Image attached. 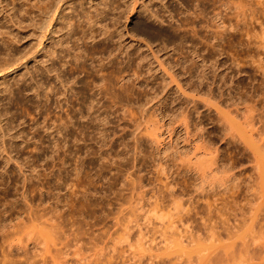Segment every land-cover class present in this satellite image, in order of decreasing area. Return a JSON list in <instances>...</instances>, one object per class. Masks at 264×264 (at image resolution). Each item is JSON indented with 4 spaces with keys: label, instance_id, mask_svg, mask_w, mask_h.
<instances>
[{
    "label": "rangeland",
    "instance_id": "rangeland-1",
    "mask_svg": "<svg viewBox=\"0 0 264 264\" xmlns=\"http://www.w3.org/2000/svg\"><path fill=\"white\" fill-rule=\"evenodd\" d=\"M122 1L101 21L112 33L109 41L92 47L102 32L97 25L95 40L78 41L87 24L72 16L82 29L64 35L55 27L64 43L53 34L42 44L67 45L54 42L53 57L35 45V14L32 20L23 14L17 0L0 5V62L17 51L28 55L0 76V109L9 107L0 127L6 150H0V264H211L226 253L223 264H264V0H228L220 11L209 6L212 0L188 4L190 11L183 0H164L169 10L177 7L172 17L157 0H139L133 7L140 11L126 21L132 0ZM78 8L74 15L83 14ZM185 16L194 23L181 26ZM89 46L76 79L69 64L63 82L47 73L52 64L60 67L57 58L67 47L72 53ZM97 65L109 81L98 79ZM35 80L55 86L48 91L42 84L36 99ZM95 80L111 84L100 91Z\"/></svg>",
    "mask_w": 264,
    "mask_h": 264
},
{
    "label": "bare ground",
    "instance_id": "bare-ground-1",
    "mask_svg": "<svg viewBox=\"0 0 264 264\" xmlns=\"http://www.w3.org/2000/svg\"><path fill=\"white\" fill-rule=\"evenodd\" d=\"M3 1L4 0H0V5L1 4H3ZM15 1V0H14ZM13 1V2H14ZM120 1L121 0H119L118 2L115 0V2H114V0H100V1H97V0H17V2H19V5H20V7H21V9L23 10H19V7L17 8L16 7V9H18L19 11V13L22 11V13L23 14H25V13H28V12H30V15H29V13H28V15H29V17L33 14H35V16H37V18L35 17V16H32L33 17V22H35L34 23V25H35V27H34V25H33V27L32 28H36V30H37V34L35 33V37H36V42H38L37 44H35V45H37V46H42V48L40 49V51H42L43 52V54H44V56L47 54V56H49V57H53V56H56L55 55V52H56V46H59L60 45V47H61V45H62V48L64 47V46H67V45H64L63 46V44H59V43H62V40L65 38H63L62 39V37H57L54 33H55V27H56V29H57V27L59 28V29H57L58 30V33H59V30L61 29V31H63V32H65V34L64 35H66V34H70L72 31L74 32V29H76V31L75 32H78L77 31V29H79V28H81L82 27V25L79 27V26H77V25H79L80 23V21H81V19L82 20H84L86 23H84L85 25H86V27L84 28L85 30H81V31H83V32H81L80 34H79V32H78V35H77V40L79 41V40H82V38L84 39L85 37L83 36V35H86V36H88V38H89V41L91 42L92 40H95L96 39V37H98L99 36V38H100V40L98 39V40H95V41H93V42H95L94 44H93V46L92 47H94V46H96L97 44H98V42H96V41H104V40H107V41H109V39H111L112 37H109L111 34L110 33H108V31H106L107 30V22L106 23H104V24H106V25H104V24H102V19H105V14H106V12H108L109 11V9H114V7H115V5H114V3L115 4H120ZM125 1V0H124ZM124 1H122V3L124 2ZM136 1V3H137V1L139 2V0H132V3H130V4H127L126 5V8L128 9H126L125 8V10H127L126 11V15H124L125 17H123L124 19H125V21L129 18V16H128V14H135L136 15V13H138L139 11H140V9H139V11H137L138 9H137V7H133L135 4H133L134 2ZM143 1V0H142ZM142 1H140V3H139V5H138V7L139 8H145V7H148V6H146V4H145V2L143 3ZM152 1V0H151ZM150 1V2H151ZM154 1V0H153ZM156 1V0H155ZM158 1V4H156V5H160V7H162V8H164V10L166 11L165 13H167L168 15H170V14H172V15H170V17H172V16H174L173 15V11L177 8V7H173V11H171V10H169L168 8H167V5H166V2L164 1V0H157ZM156 1V2H157ZM201 1V2H200ZM210 1V0H209ZM226 1H228V0H212V2H210V3H208L209 4V6H213V8L215 7V6H218L216 9H220L219 7H225V6H227V4L228 3H226ZM11 2H12V0H11ZM12 2V3H13ZM117 2V3H116ZM198 2H200V3H198ZM207 2V1H206ZM206 2H204V0H183V8L184 9H186L187 11H190V9H187V7L186 6H188V4H189V6H192V7H198L199 5H201V4H205V5H207L206 4ZM5 3V2H4ZM11 3V4H12ZM87 4V5H85L84 6V4ZM129 3V2H128ZM8 5V3L6 2L5 3V5L4 6H6L4 9H6V8H8L7 7V5ZM77 4H79L80 6H81V8L80 9H82V5H83V7H86V6H88V8L89 9H91V11L88 9V11H86V9L83 11V10H80L78 7H76L77 6ZM125 4V3H124ZM133 4V5H132ZM10 5V4H9ZM15 5V4H14ZM14 5H12L13 7H12V9L15 7ZM78 5V6H79ZM121 5H123V4H121ZM145 5V6H144ZM153 5V4H152ZM181 5H182V3H181ZM204 5V6H205ZM132 6V7H131ZM1 7V6H0ZM157 7V6H156ZM200 7V6H199ZM11 8V7H10ZM9 8V9H10ZM76 8H78V10L79 11H83V14L80 12V14H78V13H76L75 15H74V13L77 11V9ZM189 8V7H188ZM206 8V7H205ZM1 9H2V7H1ZM12 9H10V12L12 11ZM172 9V8H171ZM215 9V8H214ZM8 10V9H7ZM93 10V11H92ZM106 10H108V11H106ZM125 10H123L124 12H125ZM147 10V12H148V15L147 14H145V15H147V16H149V18H153L155 21H157V22H161L162 23V19H161V16L159 15L158 16V14H157V12L156 11H153V8H152V10H149V9H147V8H145V10L144 11H146ZM179 10V9H178ZM13 11H15V10H13ZM110 11H112V10H110ZM115 11H117V10H115ZM121 11V10H120ZM175 11H177V10H175ZM220 11V10H219ZM0 12H1V10H0ZM3 12V11H2ZM6 13L8 12V13H10L9 12V10L8 11H5ZM113 12H114V10H113ZM112 12V13H113ZM123 12V13H124ZM142 12V11H141ZM146 12V13H147ZM162 12V11H161ZM164 12V11H163ZM172 12V13H171ZM7 13V14H8ZM12 13V12H11ZM118 13H120V12H118ZM176 13V12H175ZM187 13V12H186ZM220 13V12H219ZM163 14V13H162ZM177 14V13H176ZM189 14V13H188ZM190 14H193V13H191L190 12ZM8 15H10V14H8ZM12 15V14H11ZM14 15V14H13ZM16 15V14H15ZM14 15V16H15ZM19 15V14H18ZM27 15V14H26ZM107 15V14H106ZM187 15V14H186ZM1 16V15H0ZM21 16V15H20ZM19 16V17H20ZM25 16V15H24ZM72 16H74V18L76 17L77 19V22L79 23H77V24H75V19L73 18L72 19ZM103 16H104V18H103ZM121 16H123V15H121ZM120 16V17H121ZM166 16V15H165ZM188 16H190V15H188ZM3 17V16H2ZM22 17V16H21ZM108 17V16H107ZM114 17V16H113ZM118 17H119V15H118ZM169 17V16H168ZM167 17V18H168ZM169 17V18H170ZM24 18V17H23ZM26 18V17H25ZM27 18H28V16H27ZM34 18H36L35 19V21H34ZM164 18V17H163ZM180 18V17H179ZM185 19L183 20V18H180V19H182V20H180L179 19V21H180V25L181 26H184L185 24H187V25H189V23H194V19H191V18H187V16H185L184 17ZM2 19V18H1ZM30 19H31V17H30ZM110 19V18H109ZM113 19V18H112ZM130 19V18H129ZM150 19V20H151ZM173 20L175 19V18H172ZM4 20H5V18H4ZM11 20V19H10ZM17 20H18V18H17ZM32 20V19H31ZM75 20V21H74ZM107 20V19H106ZM147 20H148V18H147ZM178 20V19H177ZM9 21V20H8ZM16 21V20H15ZM24 21V20H23ZM122 21V20H121ZM12 22V21H11ZM25 22H29V21H25ZM32 22V23H33ZM112 22V21H111ZM124 22V21H123ZM176 22V29H177V31H178V27L180 26L179 25V23L176 21V20H174V23ZM18 23V22H17ZM20 23H21V21H20ZM114 23V22H113ZM170 23V22H169ZM3 24V23H2ZM8 24H9V22H8ZM25 24V23H24ZM28 24V23H27ZM29 24H31V23H29ZM110 24H112V23H110ZM125 24V23H124ZM172 24V23H171ZM182 24H184V25H182ZM1 25V24H0ZM13 25V24H12ZM16 25V24H15ZM14 25V26H15ZM26 25V24H25ZM77 26L78 28H74V26ZM96 25L97 26H99L98 27V29H102V32L100 33V34H98V36L96 35H91V34H93V31L96 29H94V26L96 27ZM114 25V24H113ZM112 25V27L114 28V26ZM186 25V26H187ZM13 26V27H14ZM18 26V25H17ZM17 26H16V28H17ZM31 26H32V24H31ZM75 26V27H76ZM108 26H110V25H108ZM145 26V25H144ZM143 26V27H144ZM169 26V25H168ZM178 26V27H177ZM180 26V27H181ZM185 26V27H186ZM193 26V25H192ZM191 26V27H192ZM1 27V26H0ZM4 27V26H3ZM24 27V26H23ZM27 27V26H26ZM174 27V26H173ZM190 27V26H189ZM5 28V27H4ZM19 28V27H18ZM109 28V27H108ZM171 28H172V26H171ZM175 28V27H174ZM174 28H172V29H174ZM1 29V28H0ZM3 29V28H2ZM2 29H1V33H2ZM22 29V28H21ZM82 29V28H81ZM87 29V30H86ZM138 29V28H137ZM145 29H146V26H145ZM144 29V30H145ZM149 29V28H148ZM152 29H153V27H152ZM152 29L150 30V32L152 31ZM162 29V28H161ZM169 29H170V27H169ZM5 30H6V28H5ZM18 30V29H17ZM22 30H24V29H22ZM93 30V31H92ZM143 30V28L141 29V31ZM175 30V29H174ZM173 30V31H174ZM4 31V30H3ZM11 31V30H10ZM60 31V32H61ZM85 31H89L88 33H86V34H84V32ZM98 31V30H97ZM97 31H94V32H97ZM137 31V30H136ZM153 31H154V29H153ZM157 31H158V29H157ZM157 31H155V32H157ZM159 31H161V30H159ZM172 30H171V32H173ZM177 31H175V32H177ZM9 32V31H8ZM32 32V31H31ZM30 32V33H31ZM111 32H113L112 30H111ZM119 32H121V31H119ZM146 32H148V31H146ZM145 31L143 32V33H146ZM154 32V33H155ZM175 32H174V35H175ZM0 33V34H1ZM28 33V32H27ZM62 33V32H61ZM126 33V32H125ZM134 33V32H133ZM132 33V34H133ZM137 33V32H136ZM142 33V32H141ZM149 33V32H148ZM147 33V34H148ZM161 33H165V32H161ZM5 34H6V32H5ZM8 34V33H7ZM19 34V33H18ZM53 34L58 38V44L59 45H55L54 44V42L56 43V41H54L53 43H52V47H50L49 46V43H48V46L49 47H47L46 45H42L43 43H44V41H51L50 39H52L51 37H53ZM63 34V33H62ZM77 34V33H76ZM95 34V33H94ZM97 34V33H96ZM110 34V35H109ZM121 34V33H120ZM128 34V33H127ZM126 34V35H127ZM131 34V33H130ZM135 34V33H134ZM160 34V33H159ZM177 34V33H176ZM4 35V34H3ZM12 35H13V33H12ZM32 35H33V33H32ZM119 35V34H118ZM123 35V34H122ZM138 35V34H137ZM143 35V34H142ZM152 35V34H151ZM155 35V34H154ZM168 35V34H167ZM20 36V35H19ZM34 36V35H33ZM117 36V35H116ZM149 36H150V34H149ZM159 36V35H158ZM160 36H162V34L160 35ZM181 36V35H180ZM184 36V35H183ZM11 37V36H10ZM28 37V36H27ZM67 37V36H66ZM71 37V36H70ZM121 37V36H120ZM141 36H139V38H140ZM1 38H4V36L3 37H0V41H1V44H2V40H1ZM22 38V37H21ZM38 38V39H37ZM54 38V37H53ZM75 38V37H74ZM74 38H72V39H74ZM87 38V39H88ZM114 38V37H113ZM131 38V37H130ZM137 38V37H136ZM150 38H151V36H150ZM160 38V37H159ZM170 38V37H169ZM173 38V37H172ZM178 38V37H177ZM56 39V38H55ZM119 39H121V38H119ZM138 39V38H137ZM143 39H144V36H143ZM147 39V38H146ZM163 39V38H162ZM175 39V38H174ZM181 39H182V37H181ZM38 40V41H37ZM138 40H140V39H138ZM145 40V39H144ZM148 40V39H147ZM146 40V41H147ZM5 41V40H4ZM12 41H13V39H12ZM16 41V40H15ZM21 41V40H20ZM22 41H23V39H22ZM78 41H77V43H78ZM83 41H87L86 39H84ZM83 41H82V43H83ZM142 41V40H141ZM154 41V40H153ZM164 41V40H163ZM170 41V40H169ZM175 41V40H174ZM14 42V41H13ZM12 42V43H13ZM52 42V41H51ZM66 42V41H65ZM112 42H113V40H112ZM7 43V42H6ZM6 43H5V45H6ZM14 43H16V42H14ZM32 43H33V41H32ZM56 43V44H57ZM63 43H64V40H63ZM86 43V42H85ZM97 43V44H96ZM102 43V42H101ZM124 43V42H123ZM129 43V42H128ZM146 43V42H145ZM174 43V42H173ZM18 44V43H17ZM67 44V43H66ZM68 44H69V42H68ZM84 44V43H83ZM108 44V43H107ZM148 44V43H147ZM4 45V46H5ZM10 45V44H9ZM29 45H31V44H29ZM28 45V46H29ZM55 45V46H54ZM72 45V44H71ZM74 45H76L75 43H74ZM86 45V44H85ZM84 45V46H85ZM88 45H89V43H88ZM92 45V44H91ZM111 45V44H110ZM109 45V46H110ZM129 45V44H128ZM138 45V44H137ZM149 45H150V43H149ZM14 46V45H13ZM87 46V45H86ZM85 46V47H86ZM103 46H105V43L104 44H102V48H103ZM108 46V45H107ZM114 46V45H113ZM144 46H145V44H144ZM156 46V45H155ZM18 47V46H17ZM32 47V46H31ZM55 47V48H54ZM77 47V46H76ZM79 47V46H78ZM81 47V46H80ZM91 47V48H92ZM99 47H100V44H99ZM112 47V46H111ZM148 47V46H147ZM6 48V47H5ZM22 48V47H21ZM34 48V47H33ZM33 48H31V49H33ZM36 48V47H35ZM40 48V47H39ZM68 48V47H67ZM66 48V50H65V52H63V54L62 55H60V58L61 59H58L57 58V60H59L60 61V67H56V68H52L51 67V69H50V66H52L53 64V62L51 63L52 65H50L49 66V68H48V66L47 67H45L44 66V68H48L46 71H47V73L48 74H50V73H54L53 75H54V77H55V79H53V80H56L57 79V81H62V76H63V74H62V72L61 71H64L65 69H64V66L67 64H69V69H68V67H67V69H68V71H67V73H69V75H71L72 73H73V71H78L77 70V68L79 69V72H83L82 71V69L80 70V68H83L84 66L82 65V63H87L86 61L85 62H83L84 61V58H86L87 59V55L89 56V54L91 53L92 54V52L90 51V46H89V50L88 49H86V48H84L83 50H81V48L80 49H78V48H76V51H75V49H73V52L71 53V48H73V47H71L70 49H67ZM108 48V47H107ZM112 48H114V47H112ZM118 48V47H117ZM8 49H10V48H8ZM19 49V48H18ZM26 49H28V48H26ZM25 49V53H26V51H30V49H28V50H26ZM78 49V50H77ZM93 49V48H92ZM96 49H97V47H96ZM99 49V48H98ZM124 49H126V48H124ZM143 49V48H142ZM3 50V49H2ZM34 50V49H33ZM71 50V51H70ZM101 50H103V49H101ZM105 50V49H104ZM127 50V49H126ZM125 50V51H126ZM7 51V50H6ZM16 51V50H15ZM37 53H38V51H39V49L37 50H35ZM64 51V50H63ZM90 51V52H89ZM96 51V50H95ZM99 51V50H98ZM109 51V50H108ZM116 51V50H115ZM118 51V50H117ZM132 51V50H131ZM158 51V50H157ZM19 51H17V53H18ZM22 52V51H21ZM61 52V51H60ZM119 52V51H118ZM124 52V51H123ZM17 53H13L12 55L11 54H9V57H8V55H6L7 57H5V58H7V59H3V61L2 62H0V76L1 77H5L6 75H7V72H11L12 70H16V67H18V66H21V64H22V59H24L25 60V57H23V58H21L22 56H25V55H23L24 54V51H23V53L22 54H19V55H17ZM27 53H29V52H27ZM31 53V52H30ZM33 53V52H32ZM95 53V52H94ZM99 53H100V51H99ZM99 53H97V54H99ZM102 53V52H101ZM100 53V54H101ZM105 53H107V52H105ZM109 53V52H108ZM110 53H112L111 52V50H110ZM117 53V52H116ZM143 53H144V51H143ZM150 53V52H149ZM156 53V52H155ZM154 53V54H155ZM5 54V53H4ZM34 54H35V52H34ZM34 54H32V55H34ZM39 54V53H38ZM58 54V53H57ZM96 54V53H95ZM22 55V56H21ZM110 55H114V54H107V56H110ZM142 55H144V54H142ZM1 56V55H0ZM26 56H28V55H26ZM31 56V55H30ZM96 56V55H95ZM94 56V57H95ZM98 56V55H97ZM106 56V55H105ZM153 56V55H152ZM3 57V56H2ZM33 57V56H32ZM42 57V56H41ZM41 57H39V58H41ZM59 57V56H58ZM113 57V56H112ZM114 57H116V56H114ZM113 57V58H114ZM130 57V56H129ZM135 57V56H134ZM1 58V57H0ZM89 58H91V56L90 57H88V60H89ZM97 58H99V56L97 57ZM117 58V57H116ZM32 59V58H31ZM35 59H37V58H35ZM44 59V58H43ZM45 59H46V57H45ZM44 59V60H45ZM52 59V58H51ZM85 59V60H86ZM103 59V57L101 58V60ZM107 59V58H106ZM120 59V58H119ZM128 60H129V58H127ZM131 59H133V58H131ZM38 60V59H37ZM39 60H42V59H39ZM113 60V59H112ZM34 61V60H33ZM48 61V60H47ZM51 61V60H50ZM82 61V62H81ZM91 61H93V60H91ZM105 61V60H104ZM118 61V60H117ZM123 61V60H122ZM21 62V63H20ZM26 62V61H25ZM37 62H39V61H37ZM103 62V61H102ZM102 62H100V63H102ZM106 62H108L107 60H106ZM132 62V61H131ZM140 62V61H139ZM31 63V62H30ZM34 63H35V61H34ZM40 63H41V61H40ZM43 63L45 64L46 62L45 61H43ZM57 63H59V62H57ZM92 63V62H91ZM96 63H97V61H96ZM117 63V62H116ZM116 63H114V64H116ZM128 63V62H127ZM136 63V62H135ZM159 63V62H158ZM50 64V63H49ZM95 64V63H94ZM104 64H108V63H104ZM41 65V64H40ZM39 65V66H40ZM58 65V64H57ZM56 65V66H57ZM92 66H93V64H91ZM100 65H103V64H100ZM105 65V66H106ZM54 66H55V64H54ZM83 66V67H82ZM87 66V65H86ZM91 66V68H93ZM98 66V65H97ZM108 66V65H107ZM111 66H113L112 64H111ZM110 66V67H111ZM118 66V65H117ZM127 66V65H126ZM28 67V66H27ZM32 67V66H31ZM90 67V66H89ZM104 67V66H103ZM120 67V66H119ZM121 67H123V66H121ZM62 68V69H61ZM91 68H89V72H91ZM95 68V67H94ZM93 68V69H94ZM97 68V67H96ZM117 68V67H116ZM136 68H138V67H136ZM22 69V68H21ZM34 69H35V67H34ZM66 69V70H67ZM87 69V68H86ZM86 69H84V70H86ZM92 69V70H93ZM120 69V68H119ZM127 69V68H126ZM134 69V68H133ZM133 69H129V70H131V72H132V70ZM26 70V69H25ZM28 70H30V68L28 69ZM40 70V69H39ZM88 70V69H87ZM95 71V73L97 74V77H98V79L99 80H105V79H107L105 76V74L107 73H109L106 69V73L104 74L103 73V69L101 68V66H98V68L97 69H94ZM114 70V69H113ZM35 71V70H34ZM40 71H42V70H40ZM75 71V72H76ZM110 71V70H109ZM112 71V70H111ZM118 71V70H117ZM124 71V70H123ZM135 71V70H134ZM133 71V75H135L136 73ZM18 72V71H17ZM20 72V71H19ZM22 72V71H21ZM44 72V71H43ZM66 72V71H65ZM64 72V73H65ZM74 72V73H75ZM85 72V71H84ZM94 72L92 73L95 77H96V74H94ZM29 73V72H28ZM40 73V72H39ZM39 73H37V74H39ZM71 73V74H70ZM73 73V74H74ZM78 73V72H77ZM76 73V74H77ZM112 73V72H111ZM113 73H114V71H113ZM122 73V72H121ZM124 73V72H123ZM135 73V74H134ZM12 74V73H11ZM14 74V73H13ZM47 74V75H48ZM66 74V73H65ZM72 74V76L75 78H77L79 75V73L77 74V75H73ZM23 75V74H22ZM21 75V76H22ZM26 75V74H25ZM36 75V74H35ZM43 75V74H42ZM45 75H46V73H45ZM52 75V74H51ZM67 75V74H66ZM65 75V76H66ZM81 75V74H80ZM87 75H88V73H87ZM91 75V74H90ZM92 75V76H93ZM117 75V74H116ZM138 75V74H137ZM136 75V76H137ZM18 76H20V75H18ZM50 76V75H49ZM65 76H63V77H65ZM71 76V77H72ZM118 76V75H117ZM40 77V76H39ZM48 77V76H47ZM53 77V78H54ZM69 77V76H68ZM72 77V78H73ZM7 78V77H6ZM10 78V77H9ZM20 78V77H19ZM32 78V77H31ZM75 78V79H76ZM80 78V77H79ZM84 78V77H83ZM91 77H89L88 79H90ZM110 78H111V76H110ZM119 78V77H118ZM41 79H42V77H41ZM86 79V78H85ZM85 79H84V81H85ZM92 79H95V78H93L92 77ZM12 80H14V79H12ZM11 80V81H12ZM18 80V79H17ZM17 80H16V82H17ZM21 80V79H20ZM24 80V79H23ZM26 80V79H25ZM44 80V79H43ZM51 80V79H50ZM53 80H51V81H53ZM64 80H65V78H64ZM63 80V81H64ZM67 80V79H66ZM78 80H80V79H78ZM87 80V79H86ZM99 80H97V81H99ZM108 81H109V77H108V79H107ZM107 80H105V81H107ZM111 80V79H110ZM28 81V80H27ZM36 82H35V84L36 85H33V88H34V86H35V94L34 95H36V97L38 96L40 99H41V97H40V94H41V91H45V89H48V91H49V88L51 89L52 87H53V85L55 86V84H52V86H49L48 87V85H46L45 83H47V84H49V82L51 83V81H45V83L43 82V83H41L39 80L37 81V80H35ZM42 81V80H41ZM62 81V82H63ZM69 81V80H68ZM74 80H72V82H73ZM91 81V80H90ZM97 81L95 80V82L93 83V85L96 83V85L98 86L99 84H97ZM100 81V84L103 82H101ZM114 81V80H113ZM122 81V80H121ZM20 82V81H19ZM26 82V81H25ZM34 82V81H33ZM54 82V81H53ZM62 82L61 83H58V84H62ZM82 81H80V83H81ZM88 82V81H87ZM91 82H93V80L91 81ZM111 82H112V80H111ZM29 83V82H28ZM27 83V84H28ZM55 83H56V81H55ZM65 84L67 83V81H65L64 82ZM63 83V84H64ZM69 84H70V82H68ZM74 83V82H73ZM83 83V82H82ZM99 83V82H98ZM105 83V82H104ZM104 83H102L101 85H103ZM10 84V83H9ZM8 84V85H9ZM12 84V83H11ZM15 84V83H14ZM18 84V83H17ZM42 84H45L47 87L44 89V85L42 86ZM57 84V83H56ZM63 84H62V86H63ZM67 85L69 88L71 87L70 85ZM76 83H74V85H75ZM87 84H89V82L87 83ZM108 84H111V83H107V85ZM125 84V83H124ZM82 85V88H83V84H81ZM86 85V84H85ZM101 85H99V88L98 89H96L95 88V85L94 86H92V87H94L96 90H100V86ZM105 85V84H104ZM103 85V86H104ZM107 85H105V86H107ZM113 85V84H112ZM111 85V86H112ZM7 86V85H6ZM12 86V85H11ZM10 86V87H11ZM19 86V85H18ZM32 86V85H31ZM57 86H59V85H57ZM56 86V88H58ZM90 86V85H89ZM103 86H102V88L101 89H103ZM111 86H110V88H111ZM115 86V85H114ZM8 87V86H7ZM16 87V86H15ZM60 87V86H59ZM65 87V86H64ZM64 87H62V89L64 88ZM78 87V86H77ZM126 87V86H125ZM4 88V87H3ZM31 88V87H30ZM32 88V89H33ZM55 88V89H56ZM81 88V87H80ZM105 88V87H104ZM108 88V87H107ZM114 88V87H113ZM123 88V87H122ZM75 89V88H74ZM78 89V88H77ZM119 89V88H118ZM10 90V89H9ZM14 90V89H13ZM22 90V89H21ZM58 90H61L60 88L58 89ZM57 90V91H58ZM65 90V89H64ZM63 90V91H64ZM85 90V89H84ZM92 90V89H91ZM106 90H108V89H106ZM111 90V89H110ZM113 90V89H112ZM129 90V89H128ZM4 91V90H3ZM6 91V90H5ZM47 91V90H46ZM67 91V90H66ZM74 91H76V90H74ZM81 91V90H80ZM82 91H83V89H82ZM86 91V90H85ZM85 91H83V92H85ZM87 91H90V90H87ZM100 91H102V90H100ZM100 91H98L99 93L98 94H100ZM124 91V90H123ZM10 92V91H9ZM58 92H60V91H58ZM71 92V91H70ZM105 92V91H104ZM104 92H102L103 94H105ZM111 92V91H110ZM110 92H109V94H110ZM34 93V92H33ZM56 93V92H55ZM61 93V92H60ZM73 93V92H72ZM80 93V92H79ZM78 93V94H79ZM86 93V92H85ZM107 93V92H106ZM127 93H129V92H127ZM9 94V93H8ZM43 94V93H42ZM45 94H47V93H45ZM58 94V93H57ZM68 94V93H67ZM70 94V93H69ZM74 94V93H73ZM76 94H77V92H76ZM87 94V93H86ZM93 94V93H92ZM102 94V95H103ZM109 94H107L108 95V98H112V97H114V96H112L111 97V95L109 96ZM10 95V94H9ZM60 95V94H59ZM80 95V94H79ZM113 95V94H112ZM43 96H47V95H43ZM56 96V95H55ZM61 96V95H60ZM65 96V95H64ZM82 96H83V94H82ZM89 96V95H88ZM91 96V95H90ZM95 96H96V94H95ZM101 96V95H100ZM38 97L36 98V99H38ZM44 97V98H45ZM66 97V96H65ZM65 97H64V99H65ZM71 97H73L74 98V96H71ZM77 97V96H76ZM85 97V96H84ZM83 97V98H84ZM87 97V96H86ZM10 98V97H9ZM8 98V99H9ZM24 98V97H23ZM47 98V97H46ZM58 98V97H57ZM70 98V97H69ZM91 98V97H90ZM13 99V98H12ZM17 99V98H16ZM26 99V98H25ZM47 99H49V98H47ZM56 99V98H55ZM63 99V98H62ZM77 99V98H76ZM79 99V98H78ZM77 99V100H78ZM92 99V98H91ZM90 99V100H91ZM18 100V99H17ZM29 100V99H28ZM46 100V99H45ZM68 100V99H67ZM87 100H89V99H87ZM94 100V99H93ZM110 101H111V99H109ZM12 101V100H11ZM16 101V100H15ZM14 101V103L15 104H17L16 102ZM35 101V100H34ZM44 101V100H43ZM47 101V100H46ZM50 101V100H49ZM63 101H66V100H63ZM62 101V102H63ZM98 101V100H97ZM100 101V100H99ZM113 101V100H112ZM110 102V103H113V102ZM35 102H37V100L35 101ZM89 102H91V101H89ZM93 102V101H92ZM91 102V103H92ZM109 102V101H108ZM20 104H21V101L19 102ZM38 103V102H37ZM41 102H39V104H40ZM60 103V102H59ZM70 103V102H69ZM68 103V104H69ZM77 103V102H76ZM78 103H80V102H78ZM77 103V104H78ZM85 103V102H84ZM91 103H88V105L90 104L91 105ZM2 104V103H1ZM12 104V103H11ZM14 104V105H15ZM33 104H35V103H33ZM50 104V103H49ZM49 104H47V105H49ZM71 104V103H70ZM74 104H75V102H74ZM85 104H87V102L85 103ZM8 105V104H7ZM13 105V104H12ZM25 105V104H24ZM35 105H38V104H35ZM58 106H60L59 104H57ZM93 105V104H92ZM2 106V105H1ZM17 106H18V104H17ZM26 106V105H25ZM46 106V105H45ZM69 106H71V105H69ZM87 106V105H86ZM8 107V106H7ZM7 107H3V109H0V127H1V121L2 120H4V118H3V116L5 117V114H6V111L5 110H7L6 108ZM35 107V106H34ZM37 107V106H36ZM35 107V108H36ZM42 107V106H41ZM56 107V106H55ZM73 107V106H72ZM89 107V106H88ZM90 107H92V106H90ZM94 107V106H93ZM9 108V107H8ZM24 108V107H23ZM43 108V107H42ZM64 108V107H63ZM97 108V107H96ZM24 109H26V108H24ZM37 109V108H36ZM44 109V108H43ZM90 109H92V108H90ZM8 110H10V109H8ZM77 110V109H76ZM25 111H27V110H25ZM90 111V110H89ZM11 112V111H10ZM10 112H9V114H10ZM76 112V111H75ZM94 112V111H93ZM19 113V112H18ZM69 113V112H68ZM13 114H14V111H13ZM20 114V113H19ZM28 114V112L26 113V115ZM62 113H60V115H61ZM67 114V113H66ZM95 114H96V112H95ZM11 115V114H10ZM15 115V114H14ZM63 115V114H62ZM68 115V114H67ZM58 116V115H57ZM66 116V115H65ZM78 116H79V114H78ZM59 117V116H58ZM10 118V117H9ZM11 118H12V116H11ZM30 118H32V117H30ZM70 118V117H69ZM13 119H14V117H13ZM12 119V120H13ZM60 119V118H59ZM41 120V119H40ZM44 120V119H43ZM61 120V119H60ZM65 120V119H64ZM5 121V120H4ZM6 121H8V120H6ZM35 121V120H34ZM52 121H54V120H52ZM3 123H5V122H3ZM4 125V124H3ZM7 126V125H6ZM3 127V126H2ZM1 127V128H2ZM8 127V126H7ZM4 132V131H3ZM2 135V134H1ZM1 138V140L3 139L2 138V136L0 137ZM3 143V142H2ZM1 144V143H0ZM0 148H2V146L0 147ZM4 148V147H3ZM0 150H2V149H0ZM5 150V149H4ZM4 150H2V151H4ZM6 152V150L4 151V153ZM11 152V151H10ZM7 154V153H6ZM8 155H9V153H8ZM6 159H7V157H6ZM197 173V172H196ZM200 175V174H199ZM203 176V175H202ZM202 179V178H201ZM264 245V244H263ZM262 245V246H263ZM245 248V247H244ZM263 248H264V246H263ZM247 249V248H246ZM248 250V249H247ZM254 250V249H253ZM246 251V250H245ZM250 251V250H249ZM255 251V250H254ZM248 252V251H247ZM224 253V252H223ZM219 256V255H218ZM221 256H222V253H221ZM224 256V257H223ZM223 259H224V261H223V259L222 258H220V256L219 257H217V255H216V257H217V259H215V258H212L211 259V261L213 262V264H223V263H225V261H227L228 259V257L226 258V256H228V254L226 253V256H225V254H223ZM215 257V256H214ZM219 258L221 259V260H219ZM226 258V259H225ZM215 260V261H214ZM210 261V262H211ZM223 261V262H222ZM212 262H211V264H212Z\"/></svg>",
    "mask_w": 264,
    "mask_h": 264
}]
</instances>
